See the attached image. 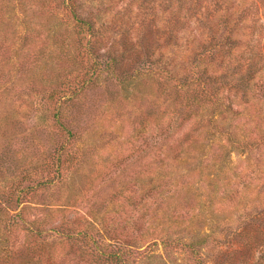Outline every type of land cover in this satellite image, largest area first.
<instances>
[{
    "label": "trees",
    "instance_id": "16d2710c",
    "mask_svg": "<svg viewBox=\"0 0 264 264\" xmlns=\"http://www.w3.org/2000/svg\"><path fill=\"white\" fill-rule=\"evenodd\" d=\"M104 1L0 0V232L25 227L30 197L59 201L57 189L75 187L94 150L81 123L90 93L111 96L113 83L126 90L140 81L151 98L134 115L131 136L142 141L118 175L133 170L135 182L150 180L148 193L169 198L192 186L185 178L195 169L176 178L167 162L211 159L218 178L202 180L201 189L209 185L219 264H264V0H121L119 17L102 13ZM116 23L125 43L120 51L116 42L103 44L105 26ZM126 52L134 57L124 69ZM134 89L146 98L139 83ZM149 127L155 134L147 142ZM169 208L162 219L141 215L137 229L165 220L189 234L174 242L199 260L211 235L198 238L202 225ZM61 224L50 230L60 234L65 226L66 239L79 242L90 264H131L143 256L125 243L104 247L88 232L75 236ZM33 229L36 242L0 248V264L54 263L50 246L37 243L42 231Z\"/></svg>",
    "mask_w": 264,
    "mask_h": 264
},
{
    "label": "rangeland",
    "instance_id": "374dc122",
    "mask_svg": "<svg viewBox=\"0 0 264 264\" xmlns=\"http://www.w3.org/2000/svg\"><path fill=\"white\" fill-rule=\"evenodd\" d=\"M104 3L106 4V7L102 8L104 15H108L107 9H109L113 16L119 17L118 12L123 7L121 0H105ZM132 8L136 10L137 3H133ZM108 18L111 17H104V20ZM118 27V23L106 25L102 36L103 44L116 42L115 50L120 51L125 43ZM133 57L132 53H124V59L120 63L121 68H127ZM138 83L146 96L144 99L139 97V89H134ZM98 92L90 93L91 97L86 102L84 100V115L81 123L88 130L87 147L94 150L91 158L85 159L82 163L79 177L74 183L75 187L57 189L55 195L59 196V201L54 198L44 201L38 197H30L23 212L25 227L18 223L14 229L6 233L0 232V248L5 250L11 247L16 248L23 243L34 244L36 242L34 233L28 228H38L43 236L37 243L42 242L50 246L54 256L53 264H90L87 256L81 255L83 249L79 242H70L66 239L67 234L71 232L65 226L59 229L60 234L50 230L53 227L60 228L64 221V225L70 227L73 235L76 236L80 231L88 232L91 235L89 240L92 241L93 238L94 242L104 247L110 244L121 247L125 243L135 251L138 249L143 256L140 262L131 264H219L221 259L217 251L220 241L217 239L220 240V238L217 234L220 230L211 227L214 222H210L209 219L212 209L208 199L211 196L207 191L209 185L205 186L206 189L204 187L201 189L202 180L208 179L207 182L214 184L218 178L217 169L212 167L213 161L206 159L204 162H199L189 158L181 162H167L171 163L170 165L173 164L170 169H177L175 170L176 178L180 173L188 174L190 168L195 169L190 177L185 178L192 183V186L189 185L183 193L178 195L169 194V198L166 197L167 195L156 197L155 192L148 193L147 186H152L150 180L145 179L142 184L135 182L133 170H126L128 172L126 176L118 175L122 169L126 168L125 164L135 156L137 146L142 141L141 137L136 140L131 136V122L136 124L134 115L149 107L150 88L148 84L137 81L126 90L113 83L111 96L103 94V97H100ZM143 134L147 142H150L155 130L149 127L146 134ZM245 157L246 155L239 156L241 160ZM231 158L235 160L234 155ZM176 166L178 168H175ZM225 171L220 177L225 176ZM205 174L207 178L202 177ZM77 183H83V186L76 188L79 186ZM52 191H44V194L50 195ZM40 194L41 192L38 193ZM64 197H70V201H65ZM145 203L147 206L143 207ZM178 204L180 206H177ZM198 204H204V215L207 220L205 223L198 221L202 216L199 214ZM188 205H192L193 210ZM168 207H172L169 208L170 211L176 207L174 215L178 212L188 213L193 226L202 225V229L196 234L198 238H202L205 234L211 235L207 238L206 245L200 250L199 260L192 258L174 242L176 238L188 240L190 237L188 233H181L175 225L164 220L156 221L158 225L154 224L151 227L149 222L144 221L145 226L140 230L137 229L136 224L141 215L145 214L148 220V214H158L162 219L161 216L166 212L165 210L168 211ZM167 241L166 245L163 244ZM222 242L228 244L230 238L225 235ZM0 256H5L4 251L0 253Z\"/></svg>",
    "mask_w": 264,
    "mask_h": 264
}]
</instances>
